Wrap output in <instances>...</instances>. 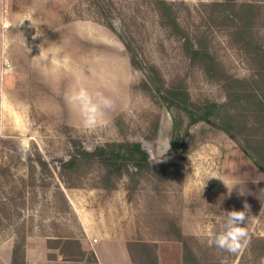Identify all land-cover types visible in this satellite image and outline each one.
I'll use <instances>...</instances> for the list:
<instances>
[{
  "label": "rangeland",
  "instance_id": "374dc122",
  "mask_svg": "<svg viewBox=\"0 0 264 264\" xmlns=\"http://www.w3.org/2000/svg\"><path fill=\"white\" fill-rule=\"evenodd\" d=\"M155 1L0 0V31L12 41L0 56V88L31 122L26 158L10 125L0 136V264H101L94 246L103 249V259L120 257L109 239L122 240L127 250L128 258L116 264H260L264 172L238 139L210 121L192 125L182 138L171 131L172 111L146 83L153 66L164 85L181 82L195 104L225 98L222 83L191 63L181 40L160 22ZM166 1L179 25L204 42L223 69L250 74L252 60L237 41L224 0ZM232 1L254 5L252 34L264 45V0ZM36 31L41 35L33 39ZM40 45L69 56L73 72H55L33 58ZM77 77L116 101L97 131L83 128L65 101ZM73 138L85 150L140 140L153 171L106 180L95 163L62 170L59 159L69 156ZM221 169L223 180L234 182L223 191V210H211L201 198ZM245 202L250 243L235 254L215 247L210 233L220 229L224 211L243 210ZM71 239L81 252L66 247L65 241L76 246Z\"/></svg>",
  "mask_w": 264,
  "mask_h": 264
},
{
  "label": "trees",
  "instance_id": "16d2710c",
  "mask_svg": "<svg viewBox=\"0 0 264 264\" xmlns=\"http://www.w3.org/2000/svg\"><path fill=\"white\" fill-rule=\"evenodd\" d=\"M155 4L160 22L181 40L182 49L190 62L198 65L209 78L222 83L225 90L223 101L209 100L195 104L181 82L164 85L156 69L150 66L145 72L148 78L146 83L158 102L172 111L171 131H181L179 137L182 138L192 125L203 120L210 121L238 139L243 151L264 172V45L259 44L252 34L251 27L256 15L254 5L249 2L236 4L232 0L223 2V10L228 11L226 17L230 16L237 41L252 60L250 74L240 77L223 69L207 45L179 25L172 3L156 0ZM130 61L136 68H142L134 57ZM71 143L73 149L69 156L59 159L60 167L65 171H72L81 163H95L104 168V177L110 180L111 177L130 175L131 172H151L154 168L140 140L106 141L92 150L83 149L74 138ZM71 241L76 246L65 241L66 247H75L74 251L81 252L80 243L73 239ZM16 254L13 250V256Z\"/></svg>",
  "mask_w": 264,
  "mask_h": 264
},
{
  "label": "clouds",
  "instance_id": "9594fccd",
  "mask_svg": "<svg viewBox=\"0 0 264 264\" xmlns=\"http://www.w3.org/2000/svg\"><path fill=\"white\" fill-rule=\"evenodd\" d=\"M25 20L9 27L20 25ZM31 26L36 27L32 23ZM40 35L36 31L33 39ZM11 43L7 32L0 31V56L7 54ZM38 47L40 53L33 57L38 62L50 63L55 72H73L72 61L69 56L61 57L58 49L44 48L42 45ZM7 70L9 72L13 70L11 63L7 64ZM65 101L77 113L80 125L90 131H97L104 127L107 123V113L116 108V101L112 96L105 95L101 91L90 90L89 87L79 81V77H77L76 87L65 95ZM9 125L15 130L21 155L26 158L31 152V144L28 139L31 122L27 115L21 111L19 102L14 100L5 89L0 88V136L5 134ZM224 213L225 219L220 229L210 233L211 243L226 252L240 253L250 243L247 227L250 206L245 202L243 210H230L224 211ZM260 264H264V257L261 258Z\"/></svg>",
  "mask_w": 264,
  "mask_h": 264
},
{
  "label": "crops",
  "instance_id": "0c3cea01",
  "mask_svg": "<svg viewBox=\"0 0 264 264\" xmlns=\"http://www.w3.org/2000/svg\"><path fill=\"white\" fill-rule=\"evenodd\" d=\"M221 169L219 172L216 173V175H214L213 179H212V186L203 193L202 198H201V202L203 204H207L206 207L208 209L211 210H223V191H227V185H230L232 183V181L234 182V180H230V181H226L225 179L223 180V173H222ZM223 181L226 182L225 184H223ZM236 192L240 191L238 189L237 184H235V188ZM102 241H107V240H102ZM114 242V243H110V242ZM122 240L119 239H109L108 240V244L112 245L113 247H115L117 244L119 245V253H120V257L118 258H112L111 256H108L107 259H103L104 253H103V249H97L94 246V250L92 251V253L94 254L95 257L98 258L99 262L101 264H107V263H114L116 264V262L123 261L124 259H127L128 255H127V250L125 248V244H123L121 242ZM97 243V242H96ZM95 243V244H96ZM107 243V242H105ZM102 255V258H101ZM117 259H120V261Z\"/></svg>",
  "mask_w": 264,
  "mask_h": 264
}]
</instances>
